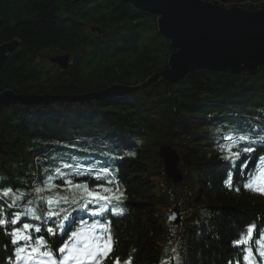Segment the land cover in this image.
<instances>
[{
	"label": "trees",
	"instance_id": "16d2710c",
	"mask_svg": "<svg viewBox=\"0 0 264 264\" xmlns=\"http://www.w3.org/2000/svg\"><path fill=\"white\" fill-rule=\"evenodd\" d=\"M211 1L264 6V0ZM15 37L21 43L0 69V90L74 94L113 82L137 88L92 102L0 106V219L6 221L0 264L28 243L39 247V236L55 252L80 229L81 218H95L74 202L80 190L62 186L60 178L74 170L65 165L86 164L110 168L100 183L112 179L116 183L107 186L119 189L114 195L120 199L98 218L110 221L112 235L103 264L117 258L120 264H241L246 248L255 249L264 234V195L243 186L264 166V65L253 75L200 68L180 82L148 83L174 48L157 30L156 14L125 0H0V43ZM65 52L70 67L48 63L50 55ZM163 142L179 154L178 183L164 172ZM229 146L241 152L234 165L225 159ZM248 146L255 151L243 153ZM245 158L250 162L241 176ZM230 171L231 188L224 184ZM89 187H95L90 179ZM177 211L174 223L169 215ZM25 223L31 227L21 234L32 241L13 245L12 230Z\"/></svg>",
	"mask_w": 264,
	"mask_h": 264
},
{
	"label": "water",
	"instance_id": "95a60500",
	"mask_svg": "<svg viewBox=\"0 0 264 264\" xmlns=\"http://www.w3.org/2000/svg\"><path fill=\"white\" fill-rule=\"evenodd\" d=\"M77 1V0H72ZM137 8L156 14L157 30L169 39L174 50L167 66L154 72L147 82H180L196 69L253 75L264 65V6L221 5L211 0H125ZM93 30L101 31L97 26ZM21 41L15 37L0 43V69ZM68 52L49 56L61 69L70 67ZM137 88L113 82L99 89L81 93H25L11 88L0 90V106L49 104L55 101L92 102L106 97L123 96ZM164 172L173 182L182 180L179 154L168 142L158 148ZM180 213L169 220L178 222Z\"/></svg>",
	"mask_w": 264,
	"mask_h": 264
},
{
	"label": "snow or ice",
	"instance_id": "6c2138e0",
	"mask_svg": "<svg viewBox=\"0 0 264 264\" xmlns=\"http://www.w3.org/2000/svg\"><path fill=\"white\" fill-rule=\"evenodd\" d=\"M231 140V137L228 138ZM248 138L246 136H241L240 140L244 141ZM230 155L225 159L229 160V162L234 165L236 160L240 159L241 152H232L231 146L228 149ZM243 153H253L255 149L251 146L244 147ZM250 159L245 158L240 161L239 168L241 176H244L245 169L248 168ZM67 168L74 169L70 173L61 174L60 178L62 180V186H72L75 189L80 190V195L74 197V202H80L83 205L82 210L85 211L87 216H92L95 218L102 217L104 212H107L108 205L111 200H119V196H115L114 192H118L119 189H113L112 187H108L107 185H112L116 183L112 179H104L103 183L100 181L107 175L111 173L110 168H103L100 170H95L89 165L83 166H74V165H65ZM250 180L248 183H245L243 186L246 189L253 190L261 195H264V187L254 186V178L251 177V174H248ZM73 177L76 182L74 183ZM88 177L90 180L95 182V187H89V179L81 178ZM224 184L229 188L232 187L233 184V174L230 171L227 178L224 181ZM237 191L240 189L237 188ZM11 189H8L4 192V195H8ZM37 192L41 191L40 188L36 189ZM124 193H120V196H123ZM63 202H67V198H61ZM51 203V201H50ZM89 205H92L89 208ZM101 205L103 207H101ZM119 209H112L113 214L119 212ZM122 214V213H121ZM51 215H59L58 213H50ZM68 216H64L63 220H61L59 228L61 233L64 232V221L68 220ZM19 221V217H16L11 220L12 224H17ZM6 223L5 220L0 219V225H4ZM88 224V221L84 218L80 219V231H72L68 239L63 243L62 246L58 248V252L61 254V258L59 261L55 259L53 256V252L48 247L49 242L45 240L44 236H39L35 240V244L39 247H34L31 243H28L25 247H19L15 250L13 255V259L16 264H21L22 260H25V257L22 255L23 253H34L35 255L27 256V264H44V261H50L51 264H99V261L104 260L108 257L109 253L112 251L111 243H112V235L108 230L110 227V221H105L101 223L99 219H95L88 225L87 230H85V225ZM31 226L27 223L23 224V228H15L11 232V243L16 245L18 240L24 241H32L31 235H22V232H27V230ZM255 226L248 228V236L252 237L253 229ZM41 229L39 227L35 228V232L39 233ZM48 233H51L53 236L56 235V231L49 227L47 229ZM107 235L105 236V233ZM107 240V244H104V241ZM54 245V241L51 242ZM236 244L247 243V241H235ZM104 244L103 247L101 245ZM106 249V250H105ZM247 252L250 254L252 252L251 248L247 249ZM261 256H264V252L260 253ZM177 259L179 256L177 254ZM243 260L245 264H247L249 260L248 255H243ZM114 264H120V259L117 258ZM125 264H131V259L125 262Z\"/></svg>",
	"mask_w": 264,
	"mask_h": 264
},
{
	"label": "rangeland",
	"instance_id": "374dc122",
	"mask_svg": "<svg viewBox=\"0 0 264 264\" xmlns=\"http://www.w3.org/2000/svg\"><path fill=\"white\" fill-rule=\"evenodd\" d=\"M48 63H52V64H55V63H53V62H51L50 60H49V62ZM47 63V64H48ZM46 65V64H45ZM47 66V65H46ZM48 66H49V68L51 67V65L50 64H48ZM60 68V67H59ZM61 69V68H60ZM116 97V96H115ZM171 181V180H170ZM175 183V182H174ZM178 212V211H177ZM179 213L181 214V212L179 211ZM172 214V212L170 213V215ZM170 215H169V217H170ZM180 220V219H179ZM175 223V222H174ZM51 262L50 261H44V264H50Z\"/></svg>",
	"mask_w": 264,
	"mask_h": 264
}]
</instances>
